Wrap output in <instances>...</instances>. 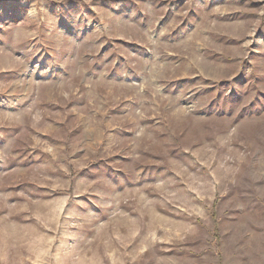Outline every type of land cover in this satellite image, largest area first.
I'll return each instance as SVG.
<instances>
[{"label":"rangeland","instance_id":"obj_1","mask_svg":"<svg viewBox=\"0 0 264 264\" xmlns=\"http://www.w3.org/2000/svg\"><path fill=\"white\" fill-rule=\"evenodd\" d=\"M0 264H264V0H0Z\"/></svg>","mask_w":264,"mask_h":264},{"label":"bare ground","instance_id":"obj_2","mask_svg":"<svg viewBox=\"0 0 264 264\" xmlns=\"http://www.w3.org/2000/svg\"><path fill=\"white\" fill-rule=\"evenodd\" d=\"M28 89V88H27ZM129 224V223H128ZM10 226V225H9ZM8 229V228H7ZM133 233V232H132ZM129 243V242H128ZM142 245V242L139 243L138 248Z\"/></svg>","mask_w":264,"mask_h":264}]
</instances>
